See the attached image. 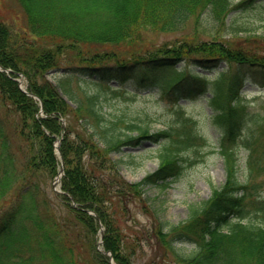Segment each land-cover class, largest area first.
I'll use <instances>...</instances> for the list:
<instances>
[{"label": "trees", "instance_id": "obj_1", "mask_svg": "<svg viewBox=\"0 0 264 264\" xmlns=\"http://www.w3.org/2000/svg\"><path fill=\"white\" fill-rule=\"evenodd\" d=\"M15 1L22 11L16 30L0 0V65L12 71H0V264H80L85 231L91 264H110L107 252L116 264H132L123 248L135 253L151 238L172 264H264V198L252 199L249 190L264 175V102L263 112L253 113L242 100L243 71H263L264 51L242 39V28L223 33L228 15L255 0ZM190 26L183 37L157 40ZM208 32L211 39L199 38ZM221 35L236 38L228 40L233 45ZM18 73L39 99L20 88ZM134 75L131 88L126 80ZM147 87L176 101L206 99L226 181L185 222H163L154 208L158 224L141 240L135 231L132 241L123 229L133 197L149 185L168 186L187 161L184 149L203 142L189 117L179 128L150 133L143 118L119 107ZM60 138L65 172L56 199L66 213L58 216L39 177L57 175ZM143 139L162 143L159 166L127 182L118 172L123 158L111 155ZM90 212L105 228L101 250L89 237L99 231Z\"/></svg>", "mask_w": 264, "mask_h": 264}, {"label": "rangeland", "instance_id": "obj_2", "mask_svg": "<svg viewBox=\"0 0 264 264\" xmlns=\"http://www.w3.org/2000/svg\"><path fill=\"white\" fill-rule=\"evenodd\" d=\"M4 1L6 5V7H3L5 14L6 9L12 12L8 16L9 20L7 21L16 30V28L21 27L22 11H19V5L15 0ZM233 2L239 3L240 0H233ZM226 24L227 26L223 27V33L227 34L231 27L233 30L242 28L245 30V33L242 36L240 35L242 39L245 41L249 40L250 43L254 42L260 46V52L264 51V0H255L246 8L235 9L228 15ZM191 29L192 26L186 29L185 33L181 31L177 34H159L157 40L160 42L175 40L187 33H191ZM209 34V32L202 34L199 38L209 40L211 39ZM222 36L223 39L221 41L228 46L233 45L228 40L236 39L230 37L231 35H221V38ZM252 36L260 37L255 38ZM249 48L252 47L249 45ZM225 68L226 74L228 72L232 73V69L225 67V64L221 65L220 70ZM55 73L53 72L52 74ZM243 76L245 80L242 100L248 104L249 110L253 113L263 112L261 111V105L264 102V70L262 71L260 68L250 69L248 67L244 69ZM21 79V85H26L25 77ZM134 81L135 75L126 80L131 88ZM119 107L130 117L143 118L148 125L150 133H156L171 127V129L179 128L182 116H188L193 121L194 131L203 138V142H196L184 149L183 155L187 158V162L183 163L184 167L181 174L169 180L170 184L168 186L149 185L145 187V192L142 196L133 197L129 204V219H125L127 222L124 225L123 233L126 239L128 237L134 241L135 231L138 232L140 240L146 235L150 236L152 227L158 224L154 217L156 209L159 212L156 218H160L163 222L167 221L169 224L177 225L187 221L192 208L207 200L211 196L213 189L219 188L225 183L226 172L224 158L219 151V131L209 121L208 114L210 110L204 97L181 98L176 101L175 99L164 98L156 89L147 87L137 98L120 102ZM260 142L264 144V135ZM16 143L18 145V141ZM162 149V143H154L149 139H143L139 146H135L133 149L124 148L122 153H113L111 158L112 160H119L120 157H123V162L119 161L120 169L118 172L120 176H123V179L127 182H138L148 173L158 168ZM129 154H132V156ZM239 158L241 163L246 161V153L242 149L239 150ZM55 177H50L43 173L39 177V183L47 194L48 203H52L58 216H61L66 213V210L56 199L57 193L53 189ZM251 182L252 184L257 183L255 189H252L251 186L249 189L253 193L252 199H256L259 196L264 198V175L255 177ZM249 200L247 199V203ZM101 227L99 225V231L89 236L95 240V243L97 242L99 249H101L102 236L105 233V228L102 227V229ZM79 240L80 244H82L80 245V251L84 252L83 254L87 258L81 253L78 256V261L80 264H91L90 252L85 247L87 242L86 231L80 235ZM134 249L135 253L133 252L134 250L123 248V253L130 255L132 264H145L149 261L156 262L159 260L163 264H172L165 259L162 249L154 243L152 238L150 241L145 240L138 244Z\"/></svg>", "mask_w": 264, "mask_h": 264}, {"label": "water", "instance_id": "obj_3", "mask_svg": "<svg viewBox=\"0 0 264 264\" xmlns=\"http://www.w3.org/2000/svg\"><path fill=\"white\" fill-rule=\"evenodd\" d=\"M58 150L60 152V148L58 147ZM62 158V156H61ZM64 172V168L62 167L61 170H60V174H62ZM59 179H60V176H58L56 179H55V182H54V188H56L58 182H59ZM56 190V189H55Z\"/></svg>", "mask_w": 264, "mask_h": 264}]
</instances>
